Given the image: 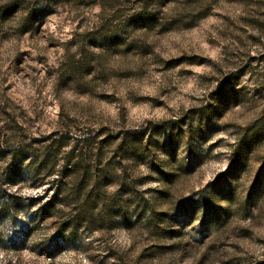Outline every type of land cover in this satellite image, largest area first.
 I'll list each match as a JSON object with an SVG mask.
<instances>
[{"label": "rangeland", "instance_id": "374dc122", "mask_svg": "<svg viewBox=\"0 0 264 264\" xmlns=\"http://www.w3.org/2000/svg\"><path fill=\"white\" fill-rule=\"evenodd\" d=\"M0 264H264V0H0Z\"/></svg>", "mask_w": 264, "mask_h": 264}]
</instances>
